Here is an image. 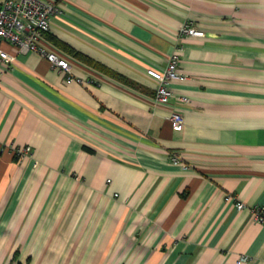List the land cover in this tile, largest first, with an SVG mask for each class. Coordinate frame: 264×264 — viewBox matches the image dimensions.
I'll list each match as a JSON object with an SVG mask.
<instances>
[{
	"label": "crops",
	"instance_id": "0c3cea01",
	"mask_svg": "<svg viewBox=\"0 0 264 264\" xmlns=\"http://www.w3.org/2000/svg\"><path fill=\"white\" fill-rule=\"evenodd\" d=\"M54 1L42 42L81 81L0 62V264H264V0ZM176 44L159 103L146 68Z\"/></svg>",
	"mask_w": 264,
	"mask_h": 264
},
{
	"label": "built area",
	"instance_id": "2783aa9c",
	"mask_svg": "<svg viewBox=\"0 0 264 264\" xmlns=\"http://www.w3.org/2000/svg\"><path fill=\"white\" fill-rule=\"evenodd\" d=\"M62 12L61 7L54 0H0V62L10 65L16 59L17 52L35 51L44 57L52 66L66 72V80L80 82L81 78L70 74V63L68 58L50 49L42 42L44 34L49 28V19L52 15ZM180 38L188 35H204V31L198 27L193 19L185 20L178 30ZM3 43H9L14 51H8ZM181 44H176L174 50L169 54L167 63L163 68L147 67L146 73L156 80L154 100L159 103H167L173 96L169 85L174 79H181L186 76L179 69ZM177 99L187 102L186 95H179ZM172 127L180 128L184 123L181 111L172 109L168 115ZM8 145L0 143V152L7 149ZM10 151L20 157L29 152V147H11ZM172 163H179L185 166L176 154L170 157ZM110 179H107L109 181ZM226 199H233L237 209L246 205L236 199L232 194L227 193ZM255 221L264 225V203L251 205L249 207ZM246 255H240L238 260H246Z\"/></svg>",
	"mask_w": 264,
	"mask_h": 264
}]
</instances>
